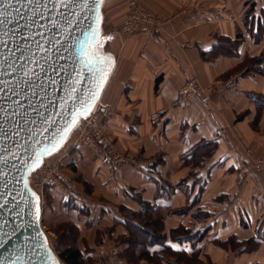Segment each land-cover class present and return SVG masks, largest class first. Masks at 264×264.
Wrapping results in <instances>:
<instances>
[{"label": "crops", "instance_id": "0c3cea01", "mask_svg": "<svg viewBox=\"0 0 264 264\" xmlns=\"http://www.w3.org/2000/svg\"><path fill=\"white\" fill-rule=\"evenodd\" d=\"M138 1L163 19L161 31L121 33L128 0H105L96 51L113 61L101 97L111 111L105 134L144 167L115 171L90 147H71L72 160L65 155L59 166L74 161L73 172L80 170L95 187L92 194L107 203L70 193L87 207L81 213L62 207L65 192L55 188V210L80 231L77 247L88 261L117 256L121 264H158L159 258L176 264L163 256L171 249L189 259L182 264H264V172L251 171L238 185L242 168L264 160V73L244 74L247 60L264 55V37L255 43L245 26L247 16L264 20V0ZM238 34V56L210 54L221 38ZM193 78L202 94L188 107L176 105L178 88ZM188 209L210 222L198 232L202 238L177 243L170 231L192 228ZM123 210L131 218L165 213V232L158 231L165 245L148 242L134 251V261L123 260L130 248L113 241L127 236L128 226L149 231Z\"/></svg>", "mask_w": 264, "mask_h": 264}, {"label": "water", "instance_id": "95a60500", "mask_svg": "<svg viewBox=\"0 0 264 264\" xmlns=\"http://www.w3.org/2000/svg\"><path fill=\"white\" fill-rule=\"evenodd\" d=\"M105 0H0V264H60L32 172L101 100Z\"/></svg>", "mask_w": 264, "mask_h": 264}, {"label": "rangeland", "instance_id": "374dc122", "mask_svg": "<svg viewBox=\"0 0 264 264\" xmlns=\"http://www.w3.org/2000/svg\"><path fill=\"white\" fill-rule=\"evenodd\" d=\"M106 8H107V6H106ZM250 8L252 10L253 5L252 6L250 5ZM251 10H250V12H251ZM128 14H129V3H128L127 16H128ZM119 31L121 33L125 34L122 31L121 26L119 28ZM125 35H128V34H125ZM107 121H108L107 119H104L102 122V127H103L104 132H105V125H106ZM75 136H76V131L73 130L70 133V135L68 136V138L66 139V141L62 144V146L56 152H54L52 155L45 157L40 166L44 168V167H49V166L54 167L55 165H59V163L61 162V161H59L60 158H63L65 155L67 156V158H69V160L70 159L72 160L73 154H71L72 152H71L70 148L74 147ZM80 146H84V145H80ZM80 146H78L76 148H79ZM134 158L137 160L136 157H134ZM72 162L74 163V161H71V162H69V164H66V165H63L61 163V165L59 167L60 171L65 176V178L68 179V182H69L68 185H66V186L64 185L63 188H58V190L60 189L61 192H65L64 196L61 197L63 200V202L61 203V206L63 207L65 205L64 207H66L68 209L69 208L76 209L77 211H79L81 213H87V211H86L87 207L84 206L82 203H78V202L76 203L74 197L71 196L70 193H73V192H77V194H79L81 197L83 195L87 196V197L89 196L95 202L100 201L101 203H107V202H104L105 200H103V198L96 197L92 194L95 190V187L90 185L91 183H89V181L81 173L80 170H78V172L75 171V173L73 172L71 167L74 166V164ZM69 178H71V180H69ZM42 182L43 181L40 178L35 177V179H33V183L40 190V193L42 195V197L40 199H41V207H42L43 230L46 232V234L49 238V243H50L52 250L54 251V253L58 257L65 251V249L67 247H69V244L72 242L71 241L72 232L70 230H72L71 228H74L73 225L75 226V224H73L72 222H69V220L66 219V217L60 216L59 213L56 212L55 205H57L58 201L56 200L55 194L53 193L54 192L53 189H55V188H48L47 186L42 185ZM71 186L73 188H71ZM64 201L66 202V204H64ZM191 211L192 212L190 213L189 209H188L185 213H186V215H190V222L192 223V225L197 223L198 221L203 222L205 225L210 222L209 221L210 220L209 215L205 216L203 214L197 213V211H195V210H191ZM122 215L128 220L134 219L139 224H143L144 227L147 226L146 229L149 230L148 232H150V234L152 236H154V235L162 236L163 234L158 233V231H160V230L161 231L163 230L165 232V230H164V220L166 218L165 213H163V214L158 213V214L152 215L150 221H145L147 219L143 220L142 216H140L139 219L131 218V214L124 211V210L122 212ZM168 215H172V211H170L168 213ZM146 224H148V225H146ZM149 224H157V229L151 228V226ZM127 228H128V232H129L128 235L127 236L124 235L122 237H119L118 239H115L113 241V245L123 243V244H126L127 247L130 248L125 252V254L123 256V260H126L128 263H130L131 261H134V256H133L134 251L136 249L139 250L140 247H142V246H146V244H148L149 239H151L152 236H148V235L146 236L145 234H143V231L140 230L139 228H136L133 230H132V227H130V226H128ZM178 228H175V229H178ZM175 229H172L170 231V237L171 238L173 236L172 231ZM108 232L110 233L111 230H108ZM190 232L193 235L200 236V233H198V232H196V233H194L193 231H190ZM73 233L75 236H77L76 241L78 242L81 238L80 231L74 229ZM87 251L89 252L90 250L88 249ZM171 252L163 254V256L165 258H167L171 263H176V264H182L183 262L189 263V261H188L189 259L186 258L185 255L172 254ZM121 259H120V257H117V256H109L106 258H97V259L92 258V259H89V261H87L86 264H121L120 263ZM159 262H160V258L158 259L157 263L159 264ZM190 262H192V260ZM194 262H195V264L199 263V261L197 259H195ZM60 264H66V263L63 260H60ZM136 264H138V263L136 262Z\"/></svg>", "mask_w": 264, "mask_h": 264}, {"label": "built area", "instance_id": "2783aa9c", "mask_svg": "<svg viewBox=\"0 0 264 264\" xmlns=\"http://www.w3.org/2000/svg\"><path fill=\"white\" fill-rule=\"evenodd\" d=\"M129 14L126 21L121 25V29L125 34L133 35L138 33H158L161 31L164 24L163 19L147 9L139 3L138 0H128ZM203 88L199 80L196 78L190 79L182 84L177 90L176 105L181 107H188L192 101L200 96ZM111 114L110 108L99 100L92 111L86 115L81 116L74 128L76 136L74 140V147L86 145L94 152L102 165L107 166L115 171H118L123 166H132L141 169L144 166L129 154L119 152L113 141H111L105 134L102 122ZM158 116H153L155 121ZM60 166L54 167H38L31 173L29 178L30 187L42 197L40 190L33 183V179L40 178L42 185L48 188H63L68 185V179L60 171ZM251 171L264 172V160L255 162L252 166L242 168L240 171V178L238 185H240ZM227 205V202H224ZM203 222L193 224L191 230L196 233L204 229Z\"/></svg>", "mask_w": 264, "mask_h": 264}, {"label": "trees", "instance_id": "16d2710c", "mask_svg": "<svg viewBox=\"0 0 264 264\" xmlns=\"http://www.w3.org/2000/svg\"><path fill=\"white\" fill-rule=\"evenodd\" d=\"M257 24V25H256ZM245 26L247 28V30L249 31V33L251 34L252 39H254L255 43H259L263 37H264V20H259L258 22H255L253 20H250V18L247 16L246 20H245ZM242 39H243V35L242 34H238L237 37L235 39H230V38H221L220 42L213 48V50L210 52L214 53V52H222V53H226L229 55H234V56H238V49L239 46L242 43ZM206 55V53H204ZM263 61L264 60V55H262L259 59H249V61L247 60V64L248 67L246 68L247 71L244 72V74H248V72L251 70H254L256 72H259L261 74L264 73V67L262 66V62H258V61ZM182 212V211H181ZM153 214L151 213V211H148L147 214H135L132 217L135 219H139L140 216H142L143 220L147 219L145 221H150L151 216ZM205 215V214H204ZM74 228H71L72 230H70L72 232L71 234V243L69 244V247H67L65 249V251L58 256L59 260H63L66 264H86V262L88 261V259L85 257L84 253L81 252L77 245V236L74 235L73 231L74 229L78 230V228L76 226L73 225ZM153 229H157V224H153ZM191 229H188L186 227H179L178 229H175L172 231V240L177 242V243H184V242H190L192 240L195 239H200L202 238L203 234H201L200 236H196L191 234ZM144 232V231H143ZM148 235L152 236L150 234V232H148ZM164 241L162 240L161 236L158 235H154L151 237V239H149V243H153V244H161ZM165 245V242L163 243ZM170 252L172 251L171 249H169ZM173 252V251H172Z\"/></svg>", "mask_w": 264, "mask_h": 264}, {"label": "snow or ice", "instance_id": "6c2138e0", "mask_svg": "<svg viewBox=\"0 0 264 264\" xmlns=\"http://www.w3.org/2000/svg\"><path fill=\"white\" fill-rule=\"evenodd\" d=\"M0 15H2V13H0Z\"/></svg>", "mask_w": 264, "mask_h": 264}]
</instances>
